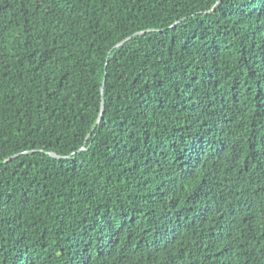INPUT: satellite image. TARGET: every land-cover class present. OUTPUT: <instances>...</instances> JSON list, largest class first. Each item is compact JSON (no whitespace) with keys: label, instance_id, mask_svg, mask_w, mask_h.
<instances>
[{"label":"trees","instance_id":"trees-1","mask_svg":"<svg viewBox=\"0 0 264 264\" xmlns=\"http://www.w3.org/2000/svg\"><path fill=\"white\" fill-rule=\"evenodd\" d=\"M0 264H264V0H0Z\"/></svg>","mask_w":264,"mask_h":264},{"label":"water","instance_id":"water-1","mask_svg":"<svg viewBox=\"0 0 264 264\" xmlns=\"http://www.w3.org/2000/svg\"><path fill=\"white\" fill-rule=\"evenodd\" d=\"M131 37H128L126 38L123 42H120L118 43L115 47H119V46H122L125 41L129 40ZM104 84H105V80H104ZM102 92H104V85L102 87ZM104 109V101L102 102V110ZM99 122H100V119H99ZM53 157H56V158H61L60 156H58L57 154H52Z\"/></svg>","mask_w":264,"mask_h":264}]
</instances>
